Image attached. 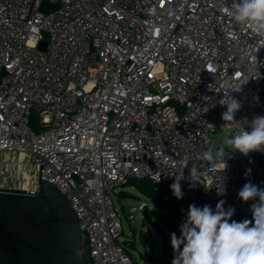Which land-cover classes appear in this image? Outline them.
Here are the masks:
<instances>
[{"label":"built area","instance_id":"1","mask_svg":"<svg viewBox=\"0 0 264 264\" xmlns=\"http://www.w3.org/2000/svg\"><path fill=\"white\" fill-rule=\"evenodd\" d=\"M46 1L59 7L0 0V191L36 195L40 178L54 183L78 215L91 264H154L119 240L111 194L131 180L176 198L170 185L183 172V199L213 210L224 200L232 220H252L256 201L237 193L247 161L264 163V151L226 149L224 172L202 158L215 150L228 94L242 103L245 130L264 115V38L231 18L232 0ZM123 207L134 220L150 202Z\"/></svg>","mask_w":264,"mask_h":264},{"label":"clouds","instance_id":"2","mask_svg":"<svg viewBox=\"0 0 264 264\" xmlns=\"http://www.w3.org/2000/svg\"><path fill=\"white\" fill-rule=\"evenodd\" d=\"M226 11L236 23L248 26L254 34L264 38V0H232V7ZM232 90L242 91L241 87ZM253 100L258 103L259 96H253ZM220 104L226 105V111L221 113L225 123L221 126L215 150L205 151L202 158L212 164L222 162L224 168L221 171L224 172L227 148L238 150L245 156L250 152L264 151V115H256L247 121L251 129L248 131L243 122L236 119V113L242 108L240 100L228 94ZM237 122L242 130L224 131ZM194 169L195 166L190 169L191 180ZM183 179V172L177 173L170 185L177 199H183ZM224 191L217 189L218 195ZM237 195L243 202L256 201L250 206L252 220H232L235 208L230 205L225 209L224 200L217 202L215 210L208 204L203 207L190 204L180 225L179 237L175 232L170 234L174 252L171 264H264V188L249 181Z\"/></svg>","mask_w":264,"mask_h":264},{"label":"water","instance_id":"3","mask_svg":"<svg viewBox=\"0 0 264 264\" xmlns=\"http://www.w3.org/2000/svg\"><path fill=\"white\" fill-rule=\"evenodd\" d=\"M58 7L46 0L41 5L46 12ZM193 166L197 163L191 162ZM84 251L78 215L54 183L40 178L36 195L0 191V264H85Z\"/></svg>","mask_w":264,"mask_h":264},{"label":"rangeland","instance_id":"4","mask_svg":"<svg viewBox=\"0 0 264 264\" xmlns=\"http://www.w3.org/2000/svg\"><path fill=\"white\" fill-rule=\"evenodd\" d=\"M254 158L255 156H253L251 159L255 160ZM111 195L115 207L117 208L121 216L122 227L124 230V233L120 235L119 240L125 245V247H127L132 256L137 260V262L171 264L172 259H170L169 261L162 256V232L153 225L152 220H157L162 224L163 233L167 237V240L170 242V244V234L172 232H175L177 236L180 235V221L177 222L173 231L153 212V209H155V203L153 202V200L144 195V193H142L133 183H128L124 186L119 187ZM120 197L123 198V202H121ZM139 199L148 200L150 202V207L144 212L138 214L134 220H129L125 214L123 206L124 204H135ZM178 203L180 204L178 213L179 216H181L183 214V210H188V206L191 203H189L186 199L179 200ZM174 205H176V203ZM86 248L87 247L85 245V250ZM83 258H86V264H91L89 258L86 257L85 251Z\"/></svg>","mask_w":264,"mask_h":264},{"label":"trees","instance_id":"5","mask_svg":"<svg viewBox=\"0 0 264 264\" xmlns=\"http://www.w3.org/2000/svg\"><path fill=\"white\" fill-rule=\"evenodd\" d=\"M36 121V118L33 117L32 125L37 129V127L34 125ZM252 158V157H251ZM249 158L247 161V181L252 182L253 184L257 185L259 188H264V163L261 158V156H255V160ZM250 170V171H248ZM129 183H133L136 185V187L144 193L147 197L153 200L155 203V209H153V212L155 215L159 217L161 221L166 223L173 231L178 221L182 223L183 219L185 218L187 210H183V214L179 216V208L180 204L178 201L180 199L177 198H170L167 196L166 192L167 189L165 186L154 183L151 180L143 179V180H131ZM258 200V198H257ZM176 203V205H174ZM165 212V213H163ZM149 216V215H148ZM236 221H242V220H236ZM153 225L157 227L162 232V256L165 259H173L174 252L173 248L170 244V242L167 240V237L163 233L162 230V224L157 220H152ZM181 225V224H180ZM251 226V225H250ZM179 237V236H178ZM126 250L129 252V250L126 247ZM86 257L89 258L88 251H85ZM132 256V254L130 253ZM133 257V256H132ZM134 258V257H133ZM135 259V258H134ZM84 262L86 264V258H84ZM135 261H137L135 259Z\"/></svg>","mask_w":264,"mask_h":264}]
</instances>
